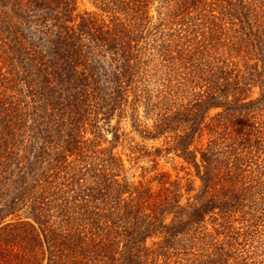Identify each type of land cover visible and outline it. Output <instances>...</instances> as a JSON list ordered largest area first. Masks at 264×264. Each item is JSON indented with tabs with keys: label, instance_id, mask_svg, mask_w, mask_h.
<instances>
[{
	"label": "trees",
	"instance_id": "16d2710c",
	"mask_svg": "<svg viewBox=\"0 0 264 264\" xmlns=\"http://www.w3.org/2000/svg\"><path fill=\"white\" fill-rule=\"evenodd\" d=\"M78 3L0 0V264H264V0Z\"/></svg>",
	"mask_w": 264,
	"mask_h": 264
},
{
	"label": "rangeland",
	"instance_id": "374dc122",
	"mask_svg": "<svg viewBox=\"0 0 264 264\" xmlns=\"http://www.w3.org/2000/svg\"><path fill=\"white\" fill-rule=\"evenodd\" d=\"M79 3V9L80 10H94L96 9V6L93 3V0H78ZM258 89H255L253 91V96H257ZM218 109H214L211 111V115H214L216 112H218ZM124 127H127V130H130L129 124H124ZM132 139L129 138H123V141L120 143H117L115 146V151L119 152L122 157L124 158V161L126 163L127 169L129 170L130 176H135L137 179H140L143 174H145V177L147 179L152 180L155 178L156 173L158 171H163L168 173V175L171 176L172 180H183L185 182L186 179H195L196 186L199 185V180L195 178L194 171L192 168L188 166L186 162L180 157H178L175 152H164L162 153L161 157H159V163H158V170H155L152 167L151 162H148L147 159L139 158L137 159L136 156H139V153H134V149L132 146L138 144H141L142 146H147L149 149L152 147L162 146V147H168L169 144L167 143L165 138L157 139V140H151V139H144L139 134L132 132L129 134ZM107 139L110 140L112 138V134H108ZM207 137V136H206ZM104 145L109 146L111 143L107 141ZM185 179V180H184ZM158 183L157 180L154 181V185ZM208 226L210 230H213V222H211V219L208 221ZM216 227V226H215ZM214 231V230H213ZM150 242H152L150 240ZM201 246V245H200Z\"/></svg>",
	"mask_w": 264,
	"mask_h": 264
}]
</instances>
